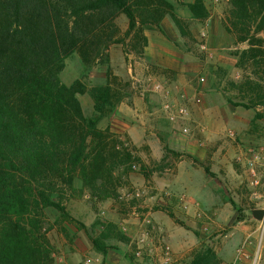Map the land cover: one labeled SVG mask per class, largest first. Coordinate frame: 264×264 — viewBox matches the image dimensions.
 Wrapping results in <instances>:
<instances>
[{"label": "rangeland", "instance_id": "obj_1", "mask_svg": "<svg viewBox=\"0 0 264 264\" xmlns=\"http://www.w3.org/2000/svg\"><path fill=\"white\" fill-rule=\"evenodd\" d=\"M167 1L171 8L166 7L168 13L159 24H139L127 36L129 19L125 13L119 12L115 19L116 27L107 30L115 32L119 42L103 47L100 54L92 55L89 61L80 51L64 59L61 79L68 87L84 90L78 93L84 114L87 117L98 116V127L109 131L107 141L112 146L117 145V150L124 143V147L140 160L133 159L132 163L114 171L110 180L117 191L114 198L101 199L93 195L77 176L72 185L63 180L58 182L55 199L66 210L77 204L91 211L95 217L88 225L92 230L88 235L99 246H114L117 239H123L130 243L135 259L136 239L143 237L148 248L143 254L142 264H190L195 261L197 264H264V219L260 221L253 216L254 209L264 208V56L258 58L259 65L253 66L251 62L243 67L237 65L239 57L235 54L251 45L249 41L239 42V34L227 30L226 26H232V21L236 20L231 1L201 0L205 12L200 11L196 15L191 5L197 0L192 3L189 0ZM165 20L173 23L178 32L179 37L171 43L178 47L177 58L188 64L182 71L164 64L167 63L166 57L176 58L172 53L158 57L155 52H147L149 36L160 34L170 39L169 35L166 36L167 31L173 35L168 26L167 30L163 29L161 24ZM215 20H218L217 25L212 31L211 24ZM227 33L228 37H224ZM261 48H264V43ZM111 53L121 64L123 72L115 73L111 67ZM130 63H133V71L129 69ZM183 80L190 83L189 88H178ZM206 80L207 107L212 109L207 112V143L197 134L203 132V127L192 117L194 97L190 96L195 89L204 91ZM247 80L254 81L256 91L253 99L233 85ZM100 87L110 88L109 101H100L104 106L101 112L95 109L96 100L92 92ZM167 102L187 107V119L172 123L163 109ZM243 103L246 106L240 105ZM125 104L138 110L142 106L147 113L149 128L164 147L158 158H153L149 148L140 154L125 134L110 129V118L118 107ZM219 116L224 119L222 126L215 124ZM183 126L191 129L189 134L180 133ZM97 141L92 146H97ZM197 147L207 149L209 169V158L219 152L218 169L215 173L211 170L210 174L207 173V189L200 187L194 191L187 186L188 178L183 173L177 187L165 185L158 188L153 177L170 173L181 160L191 161L192 166L200 164L202 168L206 167L205 158L193 149ZM128 170L129 174L126 173ZM131 174L141 179L143 175L149 182L132 181ZM195 178L198 183L202 182L201 174L195 173ZM137 188L146 190L147 197H131L135 196ZM87 193L91 198L85 196ZM106 200L109 202L107 205L100 204ZM184 205L188 208L184 209ZM109 209H116L114 212L136 221L126 224L112 221L107 217ZM154 210L160 211L163 226L152 216ZM43 212L52 242L62 219L71 218L62 216L55 207H46ZM147 217L152 219L151 224L147 223ZM94 222H99L97 227ZM70 223L77 224L75 220H70ZM180 244L186 248L180 249ZM91 264L97 263L91 259Z\"/></svg>", "mask_w": 264, "mask_h": 264}, {"label": "trees", "instance_id": "obj_2", "mask_svg": "<svg viewBox=\"0 0 264 264\" xmlns=\"http://www.w3.org/2000/svg\"><path fill=\"white\" fill-rule=\"evenodd\" d=\"M230 1L236 20L227 30L251 45L235 54L237 65H259L264 0ZM166 7L167 0H0V264H54L43 210L55 207L72 218L55 199L58 182L72 185L78 176L93 195L114 198V171L140 160L124 143L117 150L107 141L109 131L98 127V116L84 114L78 98L84 90L68 87L60 74L71 53L80 51L89 61L120 41L107 32L119 12L129 19L128 36L139 24H159ZM191 9L205 12L201 0ZM253 84L233 83L251 99ZM109 90L92 91L96 111L104 107L100 101H109Z\"/></svg>", "mask_w": 264, "mask_h": 264}, {"label": "crops", "instance_id": "obj_3", "mask_svg": "<svg viewBox=\"0 0 264 264\" xmlns=\"http://www.w3.org/2000/svg\"><path fill=\"white\" fill-rule=\"evenodd\" d=\"M189 2L192 3L194 0H189ZM208 7L209 6L207 4V8ZM217 21L218 20H215L214 23L211 24L212 31L215 30ZM161 25L165 30H167L166 26H168L170 30H173V35L167 31L166 36L169 35L170 39L160 34L149 36L147 52L150 54L155 52V56L158 57H163V54L165 55L167 53H172L171 55H174L176 58L172 56H170L171 58H165L164 56L165 60L167 61V63L164 64L178 71H182L188 64L186 61L177 58L179 57L177 52L179 51L178 47H174V45L171 43V40H175L177 37H179L178 32L175 29L173 23L168 20L163 21ZM228 35L229 34L227 33L224 37H228ZM116 49L121 51L120 48ZM111 67L115 73L123 72L121 64L115 61L114 53H111ZM129 69L130 71H133V63L129 64ZM178 75L182 77V74L179 73ZM183 87L189 88L190 83H188L186 80H183V83L181 85L179 84L178 88L182 89ZM190 96L194 97L192 103V117L203 127V132L197 134L201 135V137L207 143V112L212 110L210 107H207L209 106L207 105V80L204 83V91L195 89L194 91L190 92ZM139 109L141 110H138V108L129 104L118 107L115 111V115L109 120L110 129L116 133L125 134L130 142L139 149L140 154H143V149L149 148L153 158H158L163 154L164 147L156 133L149 128L150 124L147 113L143 111L142 106H140ZM220 117L223 118V116H219V118L215 120V124L222 126V120L224 119H220ZM193 149L195 152H198L199 155L205 158L203 161L207 167V149H200L199 147ZM218 153L219 152H215V155L209 158L211 160L210 170L214 173L219 167V162H217ZM206 167L203 166V169L200 164L197 166H192L191 161L181 160L176 163L174 169H172L170 173L165 174V176H154L153 181L156 182L158 188H160V186L165 187V185L177 187L179 185V177L183 173V175L188 178V187L191 186L194 191L199 190L200 187L201 189H207ZM195 173L201 174L202 182L199 181L198 183L195 178ZM142 177L143 178L141 179L135 178L133 174L130 175V179L132 181L135 180L139 182H149L143 175ZM107 203H109L108 200L102 201L100 204L107 205ZM116 209L114 211H116ZM112 211L113 210L109 209V213L107 215V217L112 219V221H119V223L122 224H126L127 222L133 223L136 221L135 219L125 218L123 214ZM67 212L72 216V218L62 219L59 229L55 231V234H53L52 243L57 249V257L55 256L54 264H77L81 259L86 257L92 259L94 263L97 264H108L109 262L115 264H128V262H130V264L143 263L144 258L141 260H136L132 257L130 243L125 242L123 239H117L116 245L114 246L110 244H103L102 246L95 244V241L91 240L88 235V232L92 231L89 229L88 225L89 223H93V217H95H92L90 210H87L82 206H77V204H72V207H68ZM159 212V210H154L151 212V214L156 219V221L163 226L162 218L159 216ZM70 220H75L77 224L70 223ZM98 224L99 222H94L93 225L97 227ZM179 248L183 250L186 248V246L180 244ZM130 256L132 258H129Z\"/></svg>", "mask_w": 264, "mask_h": 264}, {"label": "built area", "instance_id": "obj_4", "mask_svg": "<svg viewBox=\"0 0 264 264\" xmlns=\"http://www.w3.org/2000/svg\"><path fill=\"white\" fill-rule=\"evenodd\" d=\"M203 35L205 36L206 34L203 33ZM203 48H205L206 46L203 45ZM164 111L167 112V117L168 119L172 122H179L181 119H187L188 116V110L187 107L184 106H178L176 104H172V103H164L163 106ZM174 109L176 110V113L174 112ZM180 119V120H179ZM191 131V129L188 126H183L182 130H180V133L182 135H186L189 134ZM134 168H136V166H133ZM132 193L128 194V196H131ZM135 196H131V197H136L138 199H142L143 197H147V191L144 189H140L137 188L134 192ZM87 198H91V194L87 193L85 195ZM188 205H184V209H187ZM147 223L151 224L152 223V219L150 217H147ZM145 239L143 237H139L136 239L135 242V246H134V257L136 260H139L140 258H143V254L144 252H146V249L148 247L145 246ZM165 254H169L168 251H165ZM81 264H91V259L90 258H85Z\"/></svg>", "mask_w": 264, "mask_h": 264}, {"label": "water", "instance_id": "obj_5", "mask_svg": "<svg viewBox=\"0 0 264 264\" xmlns=\"http://www.w3.org/2000/svg\"><path fill=\"white\" fill-rule=\"evenodd\" d=\"M253 216L257 220H263L264 219V208H256L253 210Z\"/></svg>", "mask_w": 264, "mask_h": 264}]
</instances>
